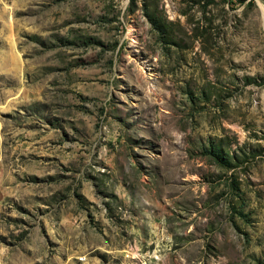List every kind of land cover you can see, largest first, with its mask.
I'll return each mask as SVG.
<instances>
[{
	"label": "rangeland",
	"instance_id": "374dc122",
	"mask_svg": "<svg viewBox=\"0 0 264 264\" xmlns=\"http://www.w3.org/2000/svg\"><path fill=\"white\" fill-rule=\"evenodd\" d=\"M0 264H264V0H0Z\"/></svg>",
	"mask_w": 264,
	"mask_h": 264
}]
</instances>
